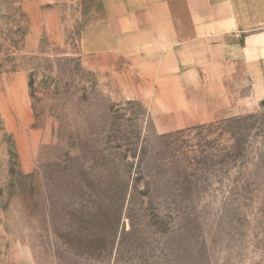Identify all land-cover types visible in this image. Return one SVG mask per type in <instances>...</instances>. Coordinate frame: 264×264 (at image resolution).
<instances>
[{"label": "rangeland", "instance_id": "obj_1", "mask_svg": "<svg viewBox=\"0 0 264 264\" xmlns=\"http://www.w3.org/2000/svg\"><path fill=\"white\" fill-rule=\"evenodd\" d=\"M93 7L0 0V264H264V103L160 134L82 66Z\"/></svg>", "mask_w": 264, "mask_h": 264}, {"label": "crops", "instance_id": "obj_2", "mask_svg": "<svg viewBox=\"0 0 264 264\" xmlns=\"http://www.w3.org/2000/svg\"><path fill=\"white\" fill-rule=\"evenodd\" d=\"M90 18L82 66L113 97L144 104L160 134L183 128L161 116L212 122L264 103V0H94ZM189 90L206 99L202 117H190Z\"/></svg>", "mask_w": 264, "mask_h": 264}, {"label": "trees", "instance_id": "obj_3", "mask_svg": "<svg viewBox=\"0 0 264 264\" xmlns=\"http://www.w3.org/2000/svg\"><path fill=\"white\" fill-rule=\"evenodd\" d=\"M30 88H32V84H29ZM254 115H249L248 117H246L247 119L253 118ZM239 119H234V120H226V121H221V122H217V124H215L214 126H221V125H225L230 123L231 121H237ZM198 129H203L205 130V127L203 126L202 128H198ZM0 133L2 134L3 137L7 138V144L9 145L10 149H7V155L8 158L10 159V168L8 170V176L9 178L13 179V180H17L18 183L21 184V182L26 179V178H30V175H23L20 170H19V166H18V157H17V152L15 149V144L14 141L12 139V136L10 134H8L2 124V119L0 117ZM239 132H236V134H238ZM234 149H240V146L237 145Z\"/></svg>", "mask_w": 264, "mask_h": 264}]
</instances>
